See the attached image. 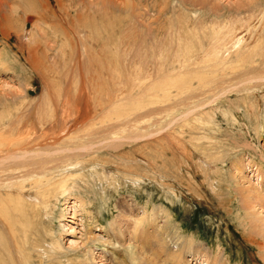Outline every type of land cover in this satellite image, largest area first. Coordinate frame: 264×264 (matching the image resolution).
Instances as JSON below:
<instances>
[{"label": "rangeland", "instance_id": "374dc122", "mask_svg": "<svg viewBox=\"0 0 264 264\" xmlns=\"http://www.w3.org/2000/svg\"><path fill=\"white\" fill-rule=\"evenodd\" d=\"M17 1L0 27V122L33 148L58 132L54 115L60 128L65 113L82 116L74 139L14 162L64 153L84 179L45 209L0 156V264H172L160 244L183 241L211 264H264L263 226L241 192H261L264 218V0H64L43 19L38 0ZM219 21L240 27V54L252 59L239 63L233 49L214 74L198 50ZM189 54L199 62L181 72Z\"/></svg>", "mask_w": 264, "mask_h": 264}, {"label": "bare ground", "instance_id": "6f19581e", "mask_svg": "<svg viewBox=\"0 0 264 264\" xmlns=\"http://www.w3.org/2000/svg\"><path fill=\"white\" fill-rule=\"evenodd\" d=\"M39 4H40V17L41 19H43L48 13H54L57 9L56 8H62L63 7V2L64 0H38ZM55 2V6L53 3ZM69 1V0H68ZM71 1H74V0H71ZM80 1V4L82 2H84V0H79ZM93 1V0H92ZM92 1L91 3L89 4H92ZM106 1V0H105ZM11 2H18L17 0H0V27L1 28H5V30L7 29V27L10 23V21H7L6 23V26L3 27V25L5 24L4 23V20H6V17H7V13H6V9L7 8H10V3ZM89 2V0H88ZM99 2V1H98ZM108 2V0H107ZM65 3V2H64ZM71 3V2H70ZM110 3V2H109ZM256 3V2H255ZM17 4V3H16ZM73 4V3H72ZM78 4V2H77ZM20 5V4H19ZM261 5H264L261 4ZM16 6V5H15ZM37 6V5H36ZM65 6V4H64ZM98 6V5H97ZM255 6V5H254ZM12 7V5H11ZM18 7V6H17ZM77 7V6H76ZM75 7V8H76ZM96 7V6H95ZM118 7V6H117ZM14 8V7H13ZM19 8V7H18ZM58 8V10H59ZM66 8V7H65ZM37 9V7H36ZM64 9V8H63ZM68 9H71V8H68ZM78 9V8H77ZM81 9V8H80ZM86 9V6L85 8ZM264 9L263 8H259L258 10H260L258 12V14H260V19H263L264 18ZM8 10V9H7ZM16 10V9H15ZM18 10V9H17ZM17 10L14 11V9H10L9 12H12V14H17ZM60 11V10H59ZM67 11V10H66ZM79 11V10H78ZM84 11V10H83ZM82 11V12H83ZM172 11V10H171ZM80 12V11H79ZM91 12V11H90ZM110 12V11H109ZM81 13V12H80ZM93 13V12H92ZM101 13V12H100ZM82 14V13H81ZM106 14V13H105ZM253 14V13H251ZM78 15H80L78 13ZM250 15V14H249ZM38 16V14H37ZM82 16V15H81ZM84 16V15H83ZM83 16L81 17V19H84ZM86 16H89V13L88 15L86 14ZM85 16V18H86ZM107 16V15H106ZM252 16V15H251ZM79 18H77L78 20L80 19V16H77ZM90 17V16H89ZM103 17V16H101ZM219 17V16H218ZM94 18V17H93ZM80 19V20H81ZM254 19V18H253ZM85 20V19H84ZM83 20V21H84ZM87 20V18H86ZM46 21V20H45ZM91 21V20H90ZM90 21H88L90 23ZM16 22V21H15ZM72 22V21H71ZM80 22V21H79ZM93 22V20L91 21V23ZM220 22V21H219ZM229 22V21H228ZM228 22H225V24L223 25V22L221 23H216L214 26H212V29L210 30V36H209V41L207 43V45H204L202 44L201 47H199V54H198V57L200 56H206V66H205V63H204V66L206 69H208V71H212L214 72V74H216L217 72L221 71L222 70V73H225L224 71V67L231 63V57H233L231 54V52H233L232 50L234 49V51L238 54V62L241 63V62H247V59L248 58H251V57H248V55L246 56L245 54H240V51H241V48H242V45L244 44L243 41L244 40H241V39H237V32L238 30H240V27H236L235 24L233 27H227V23ZM41 23V22H40ZM52 23V22H51ZM87 23V24H89ZM94 23L96 24L97 22L94 21ZM72 24V23H71ZM80 24V23H79ZM83 24V23H81ZM80 24V25H81ZM214 24V23H213ZM256 24V23H255ZM255 24L253 25V27H255ZM23 25V24H22ZM84 25V24H83ZM101 25V24H100ZM233 25V24H232ZM258 25V24H257ZM260 25V24H259ZM258 25V26H259ZM78 26V24H77ZM262 26V25H261ZM264 26V25H263ZM27 27V26H26ZM25 27V28H26ZM36 27V26H35ZM210 27V26H209ZM247 27V26H246ZM39 28V27H38ZM72 28V27H71ZM81 28V27H80ZM248 28V27H247ZM257 28V27H255ZM245 29V28H244ZM250 28H248L247 30V33L250 32L249 31ZM4 30V31H5ZM82 30H83V27H82ZM242 30V29H241ZM252 30V29H251ZM255 30V29H254ZM253 30V31H254ZM262 30V35L264 36V28L261 29ZM260 30V31H261ZM7 31V30H6ZM42 31V30H40ZM39 31V32H40ZM85 31V30H84ZM13 31L11 30V33ZM43 32V31H42ZM180 32V31H179ZM26 33V32H25ZM251 33V32H250ZM249 33V34H250ZM9 34V33H8ZM22 34V33H21ZM29 34V33H28ZM27 34V35H28ZM42 34V33H41ZM40 34V35H41ZM46 34V33H45ZM253 34H260L259 32L255 31L253 32ZM260 34V35H261ZM11 35V34H10ZM26 35V36H27ZM32 35V33H31ZM259 35V36H260ZM242 36V35H241ZM257 36V35H256ZM257 36V37H259ZM20 37V36H19ZM25 37V35L23 36ZM253 37V36H252ZM251 37V38H252ZM262 37V36H260ZM5 38V37H4ZM27 39V38H26ZM24 39V40H26ZM22 40V39H20ZM29 40V38H28ZM237 40V41H235ZM23 41V40H22ZM232 41H235V43H231ZM27 42H30V41H27ZM25 41V44L27 43ZM45 42V41H44ZM33 43V42H32ZM240 43H243V44H240ZM22 45V46H25ZM231 44V45H229ZM1 45V44H0ZM21 45V44H20ZM29 45V44H27ZM31 46V44H30ZM34 46V45H32ZM27 47V46H26ZM237 47V48H236ZM25 48V47H24ZM23 48V49H24ZM30 48V47H29ZM45 48V47H44ZM248 48V47H247ZM27 49V48H26ZM31 50V48H30ZM28 50L29 52H33V51H30ZM27 51V52H28ZM195 51V50H193ZM203 51V52H201ZM255 51V50H254ZM192 52V51H190ZM253 52V51H252ZM35 53V52H34ZM37 53V52H36ZM86 53V52H85ZM181 54V53H180ZM254 54V53H253ZM264 54V53H263ZM182 55V54H181ZM197 55V54H196ZM225 55V56H224ZM255 55V54H254ZM42 56V55H41ZM246 56V57H244ZM262 56V55H261ZM1 57V55H0ZM36 58V56H34ZM186 57V62L187 60H189V64H185L186 67L182 66L181 63L182 60H179V66L181 69V72H184L186 70H192V67L193 65H195L196 63H198V57L193 59L191 58V55H187V56H184ZM196 57V56H195ZM37 59V58H36ZM35 59V61H36ZM191 59H193L191 61ZM252 59V58H251ZM34 60V59H33ZM39 60V59H38ZM177 60V59H176ZM250 60V59H249ZM28 61V60H27ZM34 61V62H35ZM181 61V62H180ZM36 63V62H35ZM185 63V62H184ZM203 63V62H202ZM207 64H210V65H207ZM43 65V64H42ZM197 65V64H196ZM5 66V65H4ZM26 67V65H25ZM36 67V66H35ZM27 68V67H26ZM38 68V67H37ZM44 68V67H43ZM41 68L40 70L42 71ZM204 68V69H205ZM25 69V68H24ZM35 69V68H34ZM27 70V69H26ZM44 70V69H43ZM180 70V69H179ZM38 71V70H37ZM195 71V70H194ZM204 71V70H203ZM180 72V73H181ZM31 73V72H30ZM183 73V74H184ZM188 75V74H187ZM207 75V74H206ZM29 77V76H28ZM28 79V78H27ZM30 80V78H29ZM181 84H182V81H181ZM180 84L179 81H177L175 83V88L177 90L176 92V97L177 98H180L181 96H183V87L182 85ZM30 85V84H29ZM191 86L190 84L188 85V87ZM6 97V96H5ZM29 106V105H28ZM27 108V107H26ZM29 108V107H28ZM23 109V108H22ZM25 109V108H24ZM90 110V109H89ZM25 111V110H24ZM23 112V110H22ZM27 113V112H26ZM36 113V111H35ZM39 113V112H38ZM89 113V112H88ZM30 114V113H29ZM17 115V114H16ZM81 112L79 110L73 112L72 114H64V118H69L66 122V124L64 125V127H61L59 126V120H57L58 118H56V116L54 115V123L52 124L54 126V130L55 131H58V132H54L52 133L53 136L50 137L51 135H48L47 132L44 133V136H43V141L44 142H39V145L38 146H35L32 148V146L36 143L35 140L31 138H25V139H20L16 134L20 133L19 132V129H20V126L18 127H14V123L10 122H6V120L2 117V119H4L5 121L3 122H0V156L1 158H5V159H12V165H11V170H12V173L11 175H15L13 173L17 172L16 176L17 177H20L21 178V184L20 183H15V185L17 184L19 187V189H24L25 187H29L30 189H33V191L35 192L36 194V198H37V204H45L44 206L46 207L45 209H48L49 208V205L52 203V197H58L61 195L64 197L65 193L67 192L66 191V188L68 185L70 184H75L77 183V179L76 178H83V176H78V175H74L73 172H74V169L80 167L79 164L80 163H76L74 164L73 162H71L70 160V157H66L64 153H60L58 155V157H56V159H51L49 157L39 161V160H33L32 162H28V163H23V162H14L15 161V157H17L18 154H22V155H26L30 152H34L35 149H43V148H48L50 146H53V145H57V144H62V142H65L63 141L64 139H67L70 137L71 134H73L74 132H72L71 134H69L71 131H73V126L71 123L73 122H77L78 123V119L80 120L81 118ZM19 116V115H18ZM24 116V115H23ZM89 116V115H88ZM1 118V116H0ZM90 118V117H89ZM40 119V118H39ZM8 120V119H7ZM22 121V119H20ZM16 121V120H15ZM14 121V122H15ZM61 121V120H60ZM17 122V121H16ZM30 122V121H29ZM13 123V124H12ZM61 123V122H60ZM28 124V123H27ZM59 127V128H58ZM80 128V126H78ZM83 127V126H82ZM33 128V127H32ZM78 128V129H79ZM26 131V130H24ZM53 131V130H52ZM23 133V132H22ZM21 134V133H20ZM28 134V133H26ZM75 134V133H74ZM78 134V133H77ZM38 135V134H37ZM25 136V135H24ZM21 135V137H24ZM42 136V135H41ZM72 136V135H71ZM77 136H80V133L79 135ZM72 137H75V136H72ZM48 138H52V141L49 143L47 142V139ZM71 138V137H70ZM74 139V138H71V140ZM76 140V138H75ZM79 140V139H77ZM74 141V140H73ZM59 144V145H60ZM78 151V150H77ZM88 151V150H87ZM91 151V150H90ZM79 154V152H77ZM39 153H36V156H38ZM49 154V153H48ZM73 154V153H72ZM71 155V154H70ZM80 155V154H79ZM44 156V155H42ZM69 156V155H68ZM72 156V155H71ZM22 157V156H20ZM0 158V159H1ZM79 158V156H78ZM82 158V157H81ZM20 159V158H19ZM34 159V158H33ZM75 161V160H74ZM80 161V160H79ZM87 162V161H86ZM153 162V161H152ZM16 163V164H15ZM82 163H85L82 161ZM216 163V162H215ZM83 165V164H82ZM1 171V170H0ZM76 171V170H75ZM2 172V171H1ZM242 173V172H241ZM235 176V175H234ZM235 178V177H234ZM84 179V178H83ZM108 180V179H107ZM242 180V178H241ZM114 181V180H113ZM112 181V182H113ZM83 183V182H82ZM110 183V182H109ZM13 184V183H12ZM85 184V183H84ZM78 186V185H77ZM249 187V186H248ZM9 188V187H8ZM239 188V187H238ZM240 191V190H239ZM243 192V199H244V209L247 211V213L250 211L253 215V217H255V221L258 222L260 221V224H262L263 228H262V233L261 231L259 232L257 230V234H262V238H264V218L260 217V213L257 212V205H260L262 203L261 200L263 199V196L261 195V192L257 189V188H243L242 187V191ZM55 194V195H54ZM54 195V196H53ZM81 198V197H80ZM54 199V198H53ZM57 202H59L58 200H56ZM56 202V203H57ZM75 202V201H74ZM41 204V205H42ZM54 204V203H53ZM256 204V205H255ZM38 206V205H37ZM40 206V205H39ZM42 205V207H44ZM52 207V206H51ZM54 207V206H53ZM50 209V208H49ZM18 210V209H17ZM16 210V211H17ZM46 211H50V210H46ZM55 211V210H54ZM144 211V210H143ZM12 213L14 211H11ZM152 212V211H151ZM154 212V211H153ZM165 212V211H164ZM52 213H54L52 211ZM50 213V214H52ZM168 213V212H167ZM11 213H9L10 215ZM14 214V213H13ZM249 214V213H248ZM12 215V214H11ZM17 215V214H16ZM15 216V215H14ZM155 216V215H154ZM251 216V215H250ZM175 219V218H174ZM18 220L17 222H19V219H16ZM153 221V220H152ZM10 222V220H9ZM168 222V221H167ZM162 225V224H161ZM261 226V225H260ZM259 227V226H258ZM162 230V229H161ZM160 234V233H159ZM166 234V233H165ZM259 236V235H258ZM254 237V236H253ZM257 237V236H256ZM185 238V237H184ZM252 238V236H251ZM179 239V238H178ZM253 240L256 239V238H252ZM260 239V240H261ZM95 240V238H94ZM252 240V241H253ZM184 242V241H183ZM180 243L179 247L176 248L175 250L172 249V247H170L169 245L165 244L164 242H162V244H160V247L162 245V249L164 250V253H167L166 255L169 257L170 260H172V264H188V260L184 257V250L190 245V241H187V243ZM257 245H258V250L262 248L261 245V242L259 240H255L254 241ZM178 243V241H177ZM200 244V243H199ZM198 243H196L195 241H192L191 242V245H190V248H192L191 250L193 251H196V253H193V259L195 260V264H198V262L201 260V258L199 257V255L201 254H198V252H201V247H203L202 245L200 246ZM202 244V243H201ZM254 244V243H253ZM172 246V245H171ZM188 249V248H187ZM203 249V248H202ZM189 250V249H188ZM114 252V251H113ZM192 254V253H191ZM161 255V254H160ZM205 255V253H204ZM148 259V258H147ZM209 259V258H208ZM202 261V260H201ZM200 261V262H201ZM199 262V263H200ZM222 262V261H221ZM226 262V260H225ZM229 262V261H228ZM203 263H208L207 260L205 261H202L200 264H203ZM208 264H211L210 262ZM214 264H217L214 263ZM220 264V262H219Z\"/></svg>", "mask_w": 264, "mask_h": 264}]
</instances>
